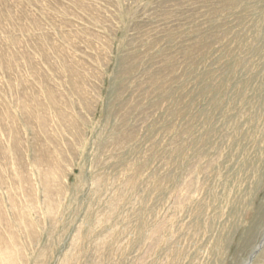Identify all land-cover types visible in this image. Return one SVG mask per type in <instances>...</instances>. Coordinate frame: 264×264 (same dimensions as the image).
Listing matches in <instances>:
<instances>
[{
	"label": "rangeland",
	"instance_id": "obj_1",
	"mask_svg": "<svg viewBox=\"0 0 264 264\" xmlns=\"http://www.w3.org/2000/svg\"><path fill=\"white\" fill-rule=\"evenodd\" d=\"M0 264H264V0H0Z\"/></svg>",
	"mask_w": 264,
	"mask_h": 264
}]
</instances>
